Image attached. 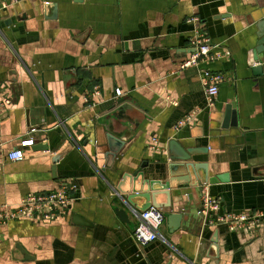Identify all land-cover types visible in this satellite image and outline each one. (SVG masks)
<instances>
[{
  "label": "crops",
  "instance_id": "obj_1",
  "mask_svg": "<svg viewBox=\"0 0 264 264\" xmlns=\"http://www.w3.org/2000/svg\"><path fill=\"white\" fill-rule=\"evenodd\" d=\"M263 20L257 0H0V100L11 102L0 110V212L28 195L76 186L54 220L0 225V264H215V232L218 264H264V53L254 61ZM198 32L229 56L181 71ZM207 72L224 77L212 104ZM232 104L237 126L225 129ZM109 134L124 143L115 160ZM28 139L34 145L24 160L11 161ZM172 140L207 152L171 160ZM187 163L199 167L198 177L206 166L210 183L202 193L172 189L159 239L140 245L132 234L141 212L122 200V178L139 171L154 181L191 178L170 168ZM206 191L221 210L205 217ZM182 204L194 217L169 220ZM224 214H254L260 223L233 232L210 222Z\"/></svg>",
  "mask_w": 264,
  "mask_h": 264
},
{
  "label": "built area",
  "instance_id": "obj_2",
  "mask_svg": "<svg viewBox=\"0 0 264 264\" xmlns=\"http://www.w3.org/2000/svg\"><path fill=\"white\" fill-rule=\"evenodd\" d=\"M190 46L193 53L190 57L180 64L181 71L197 67L201 61H212L222 56H229V53L218 55L207 37L201 33H196L190 39ZM224 81L222 74H212L207 72L203 76V83L206 88V95L209 104H212L219 93V84ZM2 89L0 88V95ZM121 91L118 90L116 95L121 96ZM11 106L8 99L0 100V110ZM184 123H180L182 127ZM34 141L32 139L24 140L20 143L17 149H14L8 154V158L14 162H21L25 158L24 150L32 147ZM158 140L153 138L151 148L157 150ZM76 189L75 185L63 184L58 190L49 193L31 194L23 198L19 205L12 210L5 208L0 212V225H5L12 221L30 220L34 222L44 223L54 220L61 216L71 206L73 201L71 193ZM221 210V202L212 197L207 191L203 193L202 208L199 214L205 217L214 215ZM165 213L163 210L151 207L150 209L141 212L138 217V223L133 231V238L142 246L149 245L159 239V232L165 221ZM213 224H226L231 231H240L247 228H256L259 226V217L254 214H239V215H221L210 221Z\"/></svg>",
  "mask_w": 264,
  "mask_h": 264
},
{
  "label": "water",
  "instance_id": "obj_3",
  "mask_svg": "<svg viewBox=\"0 0 264 264\" xmlns=\"http://www.w3.org/2000/svg\"><path fill=\"white\" fill-rule=\"evenodd\" d=\"M257 3L261 9H264V0H257ZM260 34V41L258 42V47L254 52V61L257 63L259 62V55L264 53V20L261 21L257 25ZM254 72H257L256 75H262L263 74V65H259L255 68H253ZM127 109V106H123L121 109H119V113L124 112ZM236 127L237 126V114L235 111L234 105H229L226 108L225 111V118L223 127L225 129L229 127ZM107 139L111 145V159L115 160L117 154L119 153L120 148L123 146L124 143L119 140L118 137H116L114 134L107 135ZM116 145V146H115ZM39 148H44L42 150L47 151L48 146L47 145H38ZM117 147V148H116ZM169 150L172 153L171 160L174 161H181V162H189L191 160V157L198 153H206L207 149H184L178 142L172 140L169 143ZM65 153H62L60 155H57L53 158L54 163H57ZM147 165H144L146 167ZM170 168L174 170H177L178 168H185L187 171H189L190 177H180V178H174L171 174V177L168 181L162 182V181H154V180H147L145 179V175L142 171H139L133 175H124L122 178V183L118 186V191L123 195L122 200L124 203L129 206V208L133 211H139L144 212L151 207L158 208V209H169L172 208L171 203V190L172 189H185V188H197L199 192L202 193L203 185H206L210 183L208 179V174L206 171V166H203L204 168V175L203 176H197L196 168L197 167L194 164H183V165H172ZM173 173V172H172ZM193 178V179H192ZM228 177H217V180L226 182ZM130 181V184L128 188H125L126 180ZM226 180V181H225ZM161 195H165L167 197V201L165 203H161L158 201V198ZM189 202L193 200V195H189ZM136 199H143L144 203L142 206H138V204L135 203ZM181 209H179L178 213H174L170 215L168 218L171 221H180L185 220H191L192 217L195 215V209L192 205H184L182 204ZM120 216H122V219H125L126 215L123 211L118 212ZM212 249L215 253L214 258L217 260L215 261V264H218V258H219V250H218V232H215L213 239H212ZM17 249L24 255L25 258L29 257L21 247H17ZM170 264V263H169Z\"/></svg>",
  "mask_w": 264,
  "mask_h": 264
}]
</instances>
